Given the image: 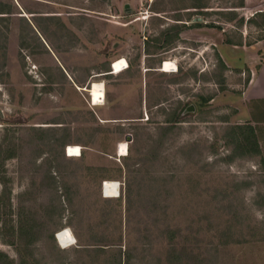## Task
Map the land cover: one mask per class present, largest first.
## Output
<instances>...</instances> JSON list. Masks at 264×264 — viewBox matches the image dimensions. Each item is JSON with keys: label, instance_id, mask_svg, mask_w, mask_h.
<instances>
[{"label": "rangeland", "instance_id": "obj_1", "mask_svg": "<svg viewBox=\"0 0 264 264\" xmlns=\"http://www.w3.org/2000/svg\"><path fill=\"white\" fill-rule=\"evenodd\" d=\"M248 3L0 0L6 264H264V105L213 46L264 40V0ZM123 57L127 70L92 78L105 84L96 106L64 71L69 58L82 77L110 74ZM250 125L258 148L241 143Z\"/></svg>", "mask_w": 264, "mask_h": 264}, {"label": "crops", "instance_id": "obj_2", "mask_svg": "<svg viewBox=\"0 0 264 264\" xmlns=\"http://www.w3.org/2000/svg\"><path fill=\"white\" fill-rule=\"evenodd\" d=\"M246 5H249L248 0H246ZM218 34H220V38H224V35L222 33ZM213 46L217 49L225 64H227V66L231 70H239L240 74L243 72L251 74L250 82L245 92L246 99L249 100L248 102H252L251 108L253 107V109H255L254 105L257 103L264 105V40L252 43L250 44V46H247V44L242 46L235 44H226L224 43V39H219L216 40V43H214ZM122 59L126 58L123 57ZM73 61H70V59L67 58V64L71 67L70 69L73 71V73L70 74L68 70L64 68L63 69L68 76L69 82H71L73 86L78 88L79 90L80 88L88 87L87 85L92 83V78L104 77L105 75H116L113 72V66L110 65V74L105 72L94 73L93 76L89 74L85 78L82 77L81 73L78 72V75L75 73L81 68L75 67V65H73ZM75 78L78 79V82L75 80ZM259 108L262 107H256L257 110ZM250 112L251 111L249 110V113Z\"/></svg>", "mask_w": 264, "mask_h": 264}, {"label": "bare ground", "instance_id": "obj_3", "mask_svg": "<svg viewBox=\"0 0 264 264\" xmlns=\"http://www.w3.org/2000/svg\"><path fill=\"white\" fill-rule=\"evenodd\" d=\"M177 62V61H176ZM174 61H165L161 68L165 73H175L178 70L177 63ZM129 67L128 62L126 59H119L114 62L113 65V72L114 74L118 75L125 71ZM90 87V96L92 104L100 105L103 104L105 99V84L103 82H92ZM88 88L85 90L87 91ZM129 146L126 142H121L118 147L119 156H126L128 154ZM67 155L69 157L78 158L82 155V148L79 145H69L67 149ZM118 182L117 181H107L105 194L106 198H115L118 195ZM58 241L60 244L67 248L71 245L76 243V237L74 236L73 232L70 228L63 229L58 232Z\"/></svg>", "mask_w": 264, "mask_h": 264}, {"label": "trees", "instance_id": "obj_4", "mask_svg": "<svg viewBox=\"0 0 264 264\" xmlns=\"http://www.w3.org/2000/svg\"><path fill=\"white\" fill-rule=\"evenodd\" d=\"M224 63H221L222 67L225 69L226 66L225 64L223 65ZM239 129H241L242 127H237ZM249 132V133H248ZM248 133V135H247ZM247 133L244 132V134H242L243 136V141H241V143L243 144H254L255 147L258 148L259 144H258V141L256 140L257 139V136H256V130L250 125ZM19 248V247H18ZM21 253V252H20ZM9 260V257L6 253H0V261H1V264H6V261ZM23 260V259H22ZM12 264H16L14 261H11ZM22 264H26V262L23 260ZM129 264V262H128Z\"/></svg>", "mask_w": 264, "mask_h": 264}, {"label": "water", "instance_id": "obj_5", "mask_svg": "<svg viewBox=\"0 0 264 264\" xmlns=\"http://www.w3.org/2000/svg\"><path fill=\"white\" fill-rule=\"evenodd\" d=\"M202 20L203 19L201 17H198V18L194 19V22H201ZM194 110H195V107L194 106H190V107H188L187 112H192ZM126 140L127 141H131V137L127 136ZM56 238H57V236H56Z\"/></svg>", "mask_w": 264, "mask_h": 264}, {"label": "built area", "instance_id": "obj_6", "mask_svg": "<svg viewBox=\"0 0 264 264\" xmlns=\"http://www.w3.org/2000/svg\"><path fill=\"white\" fill-rule=\"evenodd\" d=\"M106 184H107V181H104V182H103V185H102V191H103V195H104V197H106V194H105ZM118 184H119V185H118V195H117L115 198H117V197L120 196V183L118 182ZM56 236H58V234H57ZM57 240H58V237H57Z\"/></svg>", "mask_w": 264, "mask_h": 264}]
</instances>
